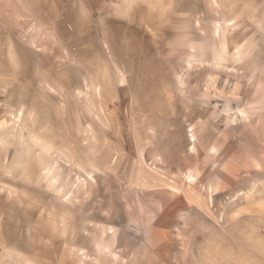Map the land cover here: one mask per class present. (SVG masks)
<instances>
[{"label": "rangeland", "instance_id": "1", "mask_svg": "<svg viewBox=\"0 0 264 264\" xmlns=\"http://www.w3.org/2000/svg\"><path fill=\"white\" fill-rule=\"evenodd\" d=\"M0 264H264V0H0Z\"/></svg>", "mask_w": 264, "mask_h": 264}]
</instances>
